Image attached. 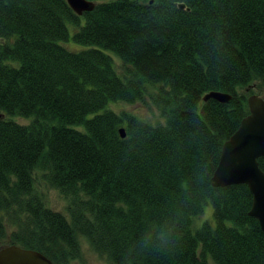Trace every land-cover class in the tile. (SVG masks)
<instances>
[{"label": "trees", "instance_id": "obj_1", "mask_svg": "<svg viewBox=\"0 0 264 264\" xmlns=\"http://www.w3.org/2000/svg\"><path fill=\"white\" fill-rule=\"evenodd\" d=\"M94 1L77 14L0 0V240L54 264L79 257V236L110 264H264L248 185L210 180L247 95L264 98V0ZM148 94L164 120L110 106ZM36 168L68 216L45 204ZM207 203L212 220L193 228Z\"/></svg>", "mask_w": 264, "mask_h": 264}, {"label": "water", "instance_id": "obj_2", "mask_svg": "<svg viewBox=\"0 0 264 264\" xmlns=\"http://www.w3.org/2000/svg\"><path fill=\"white\" fill-rule=\"evenodd\" d=\"M72 10L81 14L93 8L94 0H66ZM180 6H183L180 3ZM231 93L209 90L203 100L214 98L226 102ZM248 113L245 114L236 130L226 138L221 146L220 156L210 180L215 186L245 183L252 193L248 213L257 218L264 232V170L258 164V157L264 156V98L251 92L246 97ZM5 114L0 112V117ZM121 136L124 127L119 128ZM0 264H54L40 250L9 243L0 247Z\"/></svg>", "mask_w": 264, "mask_h": 264}, {"label": "rangeland", "instance_id": "obj_3", "mask_svg": "<svg viewBox=\"0 0 264 264\" xmlns=\"http://www.w3.org/2000/svg\"><path fill=\"white\" fill-rule=\"evenodd\" d=\"M68 26H69V33L71 34L73 28L71 27L70 24ZM61 43H63L67 48L71 50H79L85 47L83 44L75 42L71 38ZM109 53L113 57V61L117 71L123 74L126 71V67H128L127 64L124 63L114 53L112 52ZM153 87L154 86H150L149 89L152 90ZM110 106L116 111L125 109L134 112L150 121L164 120V118L160 114V110L151 102L149 98V94L145 95L142 100H137L134 102L114 101L110 103ZM12 118L20 123H27L29 121V118L18 115H14L12 116ZM34 172H35V186L37 190L41 193L45 204L51 207L52 209L59 210L65 213L68 216L67 204L69 201V196L62 193L59 189L48 185V183L45 181V179L42 176L43 171L41 168H36ZM211 216H212V205L210 203H207L204 206L203 211L194 216L192 221L193 228L200 226L203 220L211 219ZM6 243H8L6 238L3 241L0 240V247L2 245H5ZM79 245H80L79 257L70 260L68 264H110L107 256L93 250L91 245L84 236H79Z\"/></svg>", "mask_w": 264, "mask_h": 264}]
</instances>
